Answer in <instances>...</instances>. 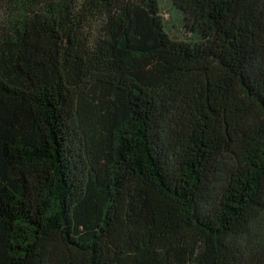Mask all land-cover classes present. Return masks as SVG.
Returning <instances> with one entry per match:
<instances>
[{"label": "trees", "instance_id": "16d2710c", "mask_svg": "<svg viewBox=\"0 0 264 264\" xmlns=\"http://www.w3.org/2000/svg\"><path fill=\"white\" fill-rule=\"evenodd\" d=\"M0 264H264V0H0Z\"/></svg>", "mask_w": 264, "mask_h": 264}]
</instances>
